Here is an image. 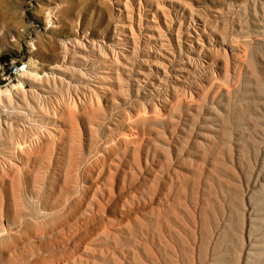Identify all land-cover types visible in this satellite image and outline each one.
<instances>
[{"label": "rangeland", "instance_id": "obj_1", "mask_svg": "<svg viewBox=\"0 0 264 264\" xmlns=\"http://www.w3.org/2000/svg\"><path fill=\"white\" fill-rule=\"evenodd\" d=\"M0 264H264V0H0Z\"/></svg>", "mask_w": 264, "mask_h": 264}, {"label": "built area", "instance_id": "obj_2", "mask_svg": "<svg viewBox=\"0 0 264 264\" xmlns=\"http://www.w3.org/2000/svg\"><path fill=\"white\" fill-rule=\"evenodd\" d=\"M26 65H16L13 67V71L16 72L17 69L25 68Z\"/></svg>", "mask_w": 264, "mask_h": 264}, {"label": "bare ground", "instance_id": "obj_3", "mask_svg": "<svg viewBox=\"0 0 264 264\" xmlns=\"http://www.w3.org/2000/svg\"><path fill=\"white\" fill-rule=\"evenodd\" d=\"M21 65H26V64H25V63H21ZM23 69H24V68L17 69L16 72H14V73H17L18 71H21V70H23ZM11 71H13V69H10V72H11Z\"/></svg>", "mask_w": 264, "mask_h": 264}, {"label": "trees", "instance_id": "obj_4", "mask_svg": "<svg viewBox=\"0 0 264 264\" xmlns=\"http://www.w3.org/2000/svg\"><path fill=\"white\" fill-rule=\"evenodd\" d=\"M2 59V61H4V59L3 58H1ZM8 62V61H7Z\"/></svg>", "mask_w": 264, "mask_h": 264}]
</instances>
